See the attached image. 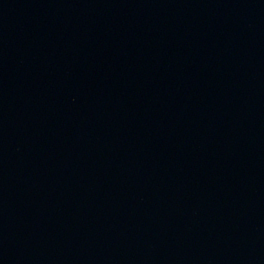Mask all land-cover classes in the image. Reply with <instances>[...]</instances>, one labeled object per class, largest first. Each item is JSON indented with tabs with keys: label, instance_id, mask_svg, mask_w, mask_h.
Instances as JSON below:
<instances>
[{
	"label": "water",
	"instance_id": "water-1",
	"mask_svg": "<svg viewBox=\"0 0 264 264\" xmlns=\"http://www.w3.org/2000/svg\"><path fill=\"white\" fill-rule=\"evenodd\" d=\"M0 264H264V0H0Z\"/></svg>",
	"mask_w": 264,
	"mask_h": 264
}]
</instances>
